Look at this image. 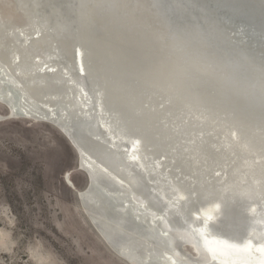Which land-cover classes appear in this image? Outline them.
I'll return each mask as SVG.
<instances>
[{"label":"bare ground","instance_id":"obj_1","mask_svg":"<svg viewBox=\"0 0 264 264\" xmlns=\"http://www.w3.org/2000/svg\"><path fill=\"white\" fill-rule=\"evenodd\" d=\"M0 73L23 100L17 107L0 93L12 114L54 115L71 127L94 114L106 129L92 134L103 144L110 136L115 153L82 138L79 157L92 175L87 191L94 202L84 207L104 229L129 230L153 247L165 243L139 216L134 222L128 200L124 216L114 212L97 189L116 199L119 189L99 177L151 204L153 217L189 222L193 230L173 228L172 238L188 241L206 261L262 264L264 0H0ZM69 208L89 247L122 264ZM241 228L242 235L233 233ZM197 229L206 232L203 240ZM218 243L247 249L250 261H236ZM165 254L154 248L149 263L178 264Z\"/></svg>","mask_w":264,"mask_h":264},{"label":"rangeland","instance_id":"obj_2","mask_svg":"<svg viewBox=\"0 0 264 264\" xmlns=\"http://www.w3.org/2000/svg\"><path fill=\"white\" fill-rule=\"evenodd\" d=\"M52 138L43 127L0 123V264H114L72 223L61 178L72 155Z\"/></svg>","mask_w":264,"mask_h":264},{"label":"water","instance_id":"obj_3","mask_svg":"<svg viewBox=\"0 0 264 264\" xmlns=\"http://www.w3.org/2000/svg\"><path fill=\"white\" fill-rule=\"evenodd\" d=\"M32 38H36V35L33 34ZM72 60L75 74L77 77L80 78L81 76H83V73L80 70L76 49H74L73 51ZM1 76L2 74L0 73V77ZM61 78L67 79V76L63 75L61 76ZM78 91L79 90H76V92ZM2 92L6 94L7 98L12 97V103H14L17 107H19V105L23 102V100L20 98V94L12 87L11 83L7 81H0V93ZM80 94L83 95L81 90ZM80 108L82 111L85 110L82 105L80 106ZM0 110H2L3 112V114L0 116V123L8 120H18L24 123L26 126L43 127L47 131V133L53 137V141H57L70 151L72 155V164L61 175V178L72 197L70 204L72 203L74 205L76 212L78 213V215H80V218L82 219V222L86 226L88 232H90L93 237L96 238L97 242L101 245L102 249L105 250L107 254L116 262H121L122 264H137L134 261L135 259L140 264H150L149 262L151 260V257L149 258V256L154 254V248H156V251L164 255L166 258L168 257L165 254V251H168L170 254L172 253L171 255H174L175 260L173 258L169 259L173 262H177L178 264L218 263V261H215L216 259H210L209 261H206L203 252L194 249V247H192V245H190L188 241H179L172 238L171 234L174 230L173 228L184 227L189 231L193 230L189 222H186L180 218L176 219L174 217H169L168 220H162L159 217H153L154 211H151L149 209V206H151V204H138L133 198V193L131 191H123L116 180L110 181L105 177H99V181L107 185L109 188H118V192H120V198L116 199L114 196L111 195L112 192L101 187L100 185L98 186L97 193L113 208L114 212L121 214V216L123 215L122 212H124L125 210L122 209V207L127 208V206H129L126 203V200H128L130 205L132 206L131 208H129L130 214H132L133 216H139L142 220L141 224L154 227V231L163 236V238L165 239V243L158 241L156 247H153L149 242L143 240L142 238H139L138 234L129 232V230L113 231L110 228L104 229V227H102L100 217L91 215L89 212H87L86 208L84 207V203H93L94 200H90V196L88 195L87 191V188L92 184V175L90 171H88V166L84 162L82 165V162L79 158L82 154L81 147L85 148L84 139L82 138H87L90 142L97 144V146L105 148L106 151L110 154L115 153V149L113 147L110 136L107 135V137H105L107 143L105 142L103 144L99 141L97 136L92 134L94 132H101L103 133V135L106 134V129L102 127L101 123L98 121L94 114L91 118L85 115V117L81 119V121H78V124L72 125L71 127L63 118L57 120L56 117L51 114V118L54 120L42 117L34 118L26 115H14L9 112L8 109L1 103ZM120 155L121 159L124 162H131V159L127 158L126 155ZM85 166L87 167V170L85 169ZM168 204L169 203H167V205ZM156 208L158 209V211H162L164 214H166V210L164 209L165 207L161 206V204L158 205ZM169 208L171 209V207ZM166 209H168L167 206ZM155 221L156 223H154ZM134 222H137L136 216ZM124 227H127V224H125ZM196 232L197 236H199L200 239L203 240L202 237L204 238L206 233L204 229H197ZM233 233H236L238 236H240L244 233V228H241L240 230H235V232ZM218 244L220 245V249L224 253H231L236 261H250V258H248L247 256V249L242 252H235L232 251L234 249L228 250V247L224 244ZM117 248L122 251L118 250ZM187 248L188 250H190V253L186 251ZM215 248V246L211 247V250L214 251ZM206 250L207 251L205 252H207V256H210L211 258L213 251H211L210 249ZM149 253L150 255H148ZM257 254L259 255L258 260H260L262 264H264V253L262 254V252L259 250L257 251Z\"/></svg>","mask_w":264,"mask_h":264},{"label":"snow or ice","instance_id":"obj_4","mask_svg":"<svg viewBox=\"0 0 264 264\" xmlns=\"http://www.w3.org/2000/svg\"><path fill=\"white\" fill-rule=\"evenodd\" d=\"M251 211L256 212L257 209L254 207V208L251 209Z\"/></svg>","mask_w":264,"mask_h":264}]
</instances>
